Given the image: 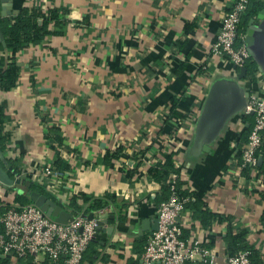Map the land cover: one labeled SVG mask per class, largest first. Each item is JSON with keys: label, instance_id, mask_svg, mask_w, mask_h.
Returning a JSON list of instances; mask_svg holds the SVG:
<instances>
[{"label": "crops", "instance_id": "obj_1", "mask_svg": "<svg viewBox=\"0 0 264 264\" xmlns=\"http://www.w3.org/2000/svg\"><path fill=\"white\" fill-rule=\"evenodd\" d=\"M235 1L0 0L1 69L11 56L4 23L27 8L50 30L17 50L18 75L0 89V166L12 182L0 181V214L28 185L73 214L92 212L72 198L108 196L101 217L113 218L80 264H139L164 199L147 169L172 153L179 190L194 198L178 217L183 237L227 264L240 235L253 264H264V176L245 179L235 156L252 122L244 108L263 91L264 74L239 78L240 68L211 52ZM230 85L245 103L235 111ZM45 165L69 174L60 191L41 180ZM0 264L24 263L0 254Z\"/></svg>", "mask_w": 264, "mask_h": 264}, {"label": "built area", "instance_id": "obj_2", "mask_svg": "<svg viewBox=\"0 0 264 264\" xmlns=\"http://www.w3.org/2000/svg\"><path fill=\"white\" fill-rule=\"evenodd\" d=\"M248 0H236L224 14L216 41L211 47L215 55L225 57L236 68L244 67L250 58L244 33L240 30L241 17ZM251 115L250 131L241 148V167L248 166L258 172V149L264 143V89L260 94H251L244 108ZM41 180L54 192L66 186L67 171L53 165H45L39 172ZM179 175L168 176L170 194L158 207V223L145 241L139 264H214L215 255L208 245L189 241L183 237L178 217L186 203L193 201L191 193L182 195L178 187ZM105 209L92 212L88 219L85 213L73 214L66 223H61L33 203L11 204L0 215V254L15 257L24 264H80L91 240L98 234L97 220L102 219ZM227 264H252L249 251L239 250L226 255Z\"/></svg>", "mask_w": 264, "mask_h": 264}, {"label": "trees", "instance_id": "obj_3", "mask_svg": "<svg viewBox=\"0 0 264 264\" xmlns=\"http://www.w3.org/2000/svg\"><path fill=\"white\" fill-rule=\"evenodd\" d=\"M264 9V0H248V6L245 11V13L241 17V31L245 34L246 25L249 19L255 18L258 13ZM35 13L33 10H29L27 8H24L19 12L15 17H13V22L8 21L7 23H4L3 30L5 35V43L6 47L10 50L11 56L7 62V65L5 68H0V89H8L10 86H12L13 82L15 81L17 75H18V68L19 66L16 63L15 60V53L17 50L22 47V45L30 43L32 41L39 40L45 33H49L50 30L45 28L46 24L44 21L39 24L37 19L35 18ZM50 19H55V14H53V11H51ZM3 19H0V23L3 24ZM244 67L246 68V77L251 80L252 82L256 81V75L258 73L257 65L255 61L250 57L247 62L245 63ZM173 106V104H172ZM3 114L0 111V126L1 121L3 118ZM250 126L248 127V130L244 132V134L241 136L240 144L242 145L247 135L250 131ZM5 135L0 134V140L4 139ZM263 138H264V132H263ZM257 155L262 158L261 165L258 166L257 170L258 172H253L250 167L245 166L241 167V149L238 148V150L235 153L236 159H237V166L240 167V174L245 179L249 180L252 177H254L256 174L260 176H264V143L262 146L258 149ZM164 159L163 162L159 161L155 163V165L149 167L147 169V173L150 176V178L154 179L155 181L161 183V189L164 193V199H167L170 190L169 185L167 184L168 176L171 172L177 173L173 168V162H172V153H166L163 155ZM179 175V174H178ZM178 186H179V180H178ZM35 186L28 185L26 191L24 194H17L14 197V200L17 201L19 204H25L27 202L32 203L31 199L27 195L28 190H35ZM40 192V191H39ZM41 193V192H40ZM179 193L182 195L189 194L184 193L179 190ZM264 198V194H262ZM82 204H79L77 198H72L71 205L73 207H77L80 209V207L84 206V204H87V207L85 209V212H95L100 209H105L109 207L110 197L108 196H102V197H91L88 195H81ZM162 200V201H163ZM189 203V202H188ZM1 215V214H0ZM1 231V229H0ZM240 235H237L235 237L231 238L230 246L228 247L227 255L233 254L239 250H246L248 249V246L245 244H242V240L240 238ZM99 243V240L94 238L90 241L88 244V247L86 251L83 254V259L88 258L91 259L95 254L96 251L94 247ZM82 259V261H83ZM250 259L253 264L252 256H250ZM138 264V263H137Z\"/></svg>", "mask_w": 264, "mask_h": 264}, {"label": "water", "instance_id": "obj_4", "mask_svg": "<svg viewBox=\"0 0 264 264\" xmlns=\"http://www.w3.org/2000/svg\"><path fill=\"white\" fill-rule=\"evenodd\" d=\"M10 15V11H7L6 13H2L1 16H6ZM244 40L246 44V48L248 50V53L250 57L255 61L257 65V70L259 73L264 74V9H262L258 15L255 18L249 19L246 25V30L244 34ZM246 73V68L241 67L238 73V77L242 78L245 76ZM234 90L235 93H233V100L235 104L233 105V108L231 111H235L240 109L241 107L244 106V100L240 99L239 97L241 96V91L240 89L233 85H230ZM232 90L226 89L222 90L221 92L218 93L217 99L220 101L221 104L226 103V95L227 93L231 92ZM237 93V96H236ZM248 95V93H245ZM239 100V101H238ZM222 111H218L217 113H222ZM221 120L217 121L214 125V128L220 127ZM215 129V130H216ZM0 159L1 161L7 165V161L0 150ZM262 158H258V166L261 165ZM3 171L0 166V181L3 183H8L9 185H12V182H8L4 179L3 177ZM27 195L31 199L32 203L39 207L46 216L53 218L54 220L61 222V223H66L69 219L72 218V213L69 211H66L61 205H59L57 202L54 200L48 198L45 194L40 193L35 190H28ZM88 219L92 218V213H89L86 215ZM113 215H109L107 218L99 219L97 220V230H105V226L107 225L109 219H112ZM158 223V218H156V225ZM111 229L109 230V233ZM153 231V230H152ZM151 231V232H152ZM150 232V233H151Z\"/></svg>", "mask_w": 264, "mask_h": 264}, {"label": "rangeland", "instance_id": "obj_5", "mask_svg": "<svg viewBox=\"0 0 264 264\" xmlns=\"http://www.w3.org/2000/svg\"><path fill=\"white\" fill-rule=\"evenodd\" d=\"M240 30H241V27H240ZM258 78V77H257ZM257 80V79H256ZM261 82V80L259 79V83Z\"/></svg>", "mask_w": 264, "mask_h": 264}]
</instances>
